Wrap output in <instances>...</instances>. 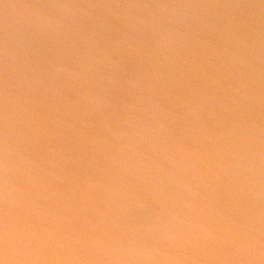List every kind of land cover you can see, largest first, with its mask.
Listing matches in <instances>:
<instances>
[{"label":"water","instance_id":"1","mask_svg":"<svg viewBox=\"0 0 264 264\" xmlns=\"http://www.w3.org/2000/svg\"><path fill=\"white\" fill-rule=\"evenodd\" d=\"M0 264H264V0H0Z\"/></svg>","mask_w":264,"mask_h":264}]
</instances>
